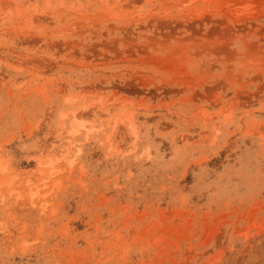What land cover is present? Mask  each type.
<instances>
[{"label":"rangeland","instance_id":"rangeland-1","mask_svg":"<svg viewBox=\"0 0 264 264\" xmlns=\"http://www.w3.org/2000/svg\"><path fill=\"white\" fill-rule=\"evenodd\" d=\"M0 264H264V0H0Z\"/></svg>","mask_w":264,"mask_h":264},{"label":"bare ground","instance_id":"bare-ground-1","mask_svg":"<svg viewBox=\"0 0 264 264\" xmlns=\"http://www.w3.org/2000/svg\"><path fill=\"white\" fill-rule=\"evenodd\" d=\"M228 6V5H227ZM222 8V7H221ZM226 8V7H225Z\"/></svg>","mask_w":264,"mask_h":264}]
</instances>
